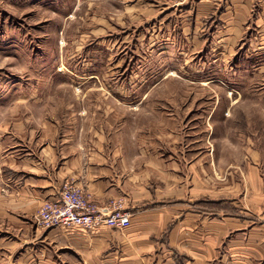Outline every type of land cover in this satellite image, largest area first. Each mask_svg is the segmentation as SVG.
I'll use <instances>...</instances> for the list:
<instances>
[{
	"label": "crops",
	"instance_id": "0c3cea01",
	"mask_svg": "<svg viewBox=\"0 0 264 264\" xmlns=\"http://www.w3.org/2000/svg\"><path fill=\"white\" fill-rule=\"evenodd\" d=\"M69 12L78 33L58 40L49 76L77 86L26 87L0 121V264H264L256 148L231 156L213 135L242 89L196 101L226 68L261 66L264 0H73ZM65 182L100 207L122 200L130 225L41 228Z\"/></svg>",
	"mask_w": 264,
	"mask_h": 264
},
{
	"label": "rangeland",
	"instance_id": "374dc122",
	"mask_svg": "<svg viewBox=\"0 0 264 264\" xmlns=\"http://www.w3.org/2000/svg\"><path fill=\"white\" fill-rule=\"evenodd\" d=\"M73 0H0V121L8 119V105L26 87L44 82L45 86L54 87L58 98H63L62 86H77V82L68 77H52V72L58 70L57 56L58 40L68 34L71 38L78 33L79 23L66 20L71 16ZM68 16H66V15ZM73 17V16H72ZM75 22V23H74ZM67 31H60L62 25ZM97 48V52H100ZM65 55L75 53L74 46L65 51ZM264 59V58H263ZM261 66L248 65L241 75H232V69L226 68V78L210 80L207 86L208 94L202 95L196 101H218L227 103L230 100L224 93L226 88H241L242 94L236 96L241 109L233 114L240 120L219 122L214 126L215 146L220 152L237 155L245 153L249 146L257 151V166L260 186H264V61ZM76 62L68 66L75 68ZM49 79H39L41 76ZM219 75L218 73H214ZM52 77V78H51ZM194 87H200L195 80ZM223 83H222V82ZM175 86H181L177 83ZM218 94H212V89ZM225 88V89H224ZM70 97V96H68ZM195 97V95L193 96ZM199 97V96H198ZM57 98V99H58ZM208 99V100H207ZM250 138L251 143L248 141ZM227 161V155L225 157Z\"/></svg>",
	"mask_w": 264,
	"mask_h": 264
},
{
	"label": "built area",
	"instance_id": "2783aa9c",
	"mask_svg": "<svg viewBox=\"0 0 264 264\" xmlns=\"http://www.w3.org/2000/svg\"><path fill=\"white\" fill-rule=\"evenodd\" d=\"M131 213L122 200H113L106 207L88 202V195L78 185L65 182L58 197L44 202L37 224L43 229L60 227L94 230L101 226L126 228L130 225Z\"/></svg>",
	"mask_w": 264,
	"mask_h": 264
}]
</instances>
